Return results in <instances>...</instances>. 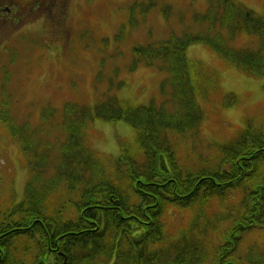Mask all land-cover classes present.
<instances>
[{"label": "trees", "instance_id": "obj_1", "mask_svg": "<svg viewBox=\"0 0 264 264\" xmlns=\"http://www.w3.org/2000/svg\"><path fill=\"white\" fill-rule=\"evenodd\" d=\"M209 2L196 17L203 32L134 47L138 63L168 71L163 102H71L45 109L41 126L10 123L30 180L21 199L0 205V264H264L263 248L242 254L244 236L264 225V121L249 119L236 139L196 155L213 77L187 56L193 43H204L264 80V17L237 0ZM244 33L258 45L232 48L229 41ZM3 102L8 106L5 94ZM97 119L127 123L134 143L119 141V155L103 162L87 144L86 127ZM222 202L229 211H214ZM177 216L187 226L169 230ZM230 219L216 240L213 230Z\"/></svg>", "mask_w": 264, "mask_h": 264}, {"label": "rangeland", "instance_id": "obj_2", "mask_svg": "<svg viewBox=\"0 0 264 264\" xmlns=\"http://www.w3.org/2000/svg\"><path fill=\"white\" fill-rule=\"evenodd\" d=\"M10 1L13 0H4L12 4ZM23 1V4H30L35 0ZM37 1L39 7L46 3V0ZM49 1L62 6L63 21L58 31L41 20L49 15L40 11L32 13L23 28L11 30L13 34L0 33V46L11 42L13 48L12 52L0 54V86L12 96L11 107L8 106L11 114L19 119L16 121L19 123L22 119L35 127L41 126L44 108L53 106L60 110L67 102L88 108L112 97L119 105L130 101L144 106L154 98L161 102L160 87L169 73L158 64L149 67L138 63L134 47L167 40L172 35L203 32L206 26L196 16L206 14L211 5L208 0ZM237 1L258 15H264V0ZM52 10L56 18L58 10ZM25 29L33 34L17 36L15 33ZM229 43L232 48H245L255 47L259 42L256 35L244 33ZM187 56L200 61L209 70L207 74L213 77L210 95L204 103L206 119L194 143L196 155L209 156L236 139L250 118L264 121V80L238 71L206 44H193ZM228 95H234V103L226 106L227 101L233 100ZM86 128L87 144L93 153L104 158L103 162L119 155V141L134 143L135 140L134 131L125 122L112 125L97 119ZM45 132L51 139L57 136L53 129L49 132L45 129ZM8 136H11L9 130L0 126L2 207L9 202L7 198L21 199L23 187L30 180L25 156L16 141L9 140ZM182 145L188 146V142ZM191 159L186 158V163ZM234 194L230 198L234 203L228 207L236 209L237 194ZM222 205L223 202L218 203L214 211H229ZM213 207L211 205L210 213ZM187 224L188 221L177 216L168 229L181 230ZM227 226H233L231 219L219 222L212 236L219 240ZM244 240L246 247L242 254L253 245L264 249V225L262 230L246 234Z\"/></svg>", "mask_w": 264, "mask_h": 264}, {"label": "flooded vegetation", "instance_id": "obj_3", "mask_svg": "<svg viewBox=\"0 0 264 264\" xmlns=\"http://www.w3.org/2000/svg\"><path fill=\"white\" fill-rule=\"evenodd\" d=\"M45 1V0H40ZM11 3L4 2V0H0V33L1 31L4 36H9L12 33L11 30L15 29H21L25 26L27 21L29 20L32 13L35 12H44V14H47L49 16H46L45 18L41 19L44 21H47L51 25V29L58 31L59 27L62 23V6H58L59 3L56 2L55 4L51 3V1L46 0L45 5L38 6L37 0L34 1V3L30 4H23V0H13L10 1ZM21 3V5L19 4ZM39 9V10H38ZM52 9L58 10L56 18L53 16ZM38 10V11H37ZM53 16V17H52ZM32 33L29 30H21L18 32H15L17 34L19 33ZM0 40H1V34H0ZM5 45V44H4ZM2 46H0V52L2 50Z\"/></svg>", "mask_w": 264, "mask_h": 264}]
</instances>
